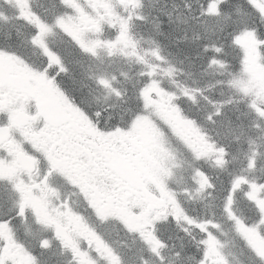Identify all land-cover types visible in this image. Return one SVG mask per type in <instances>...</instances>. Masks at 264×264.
Returning <instances> with one entry per match:
<instances>
[{"label": "snow or ice", "instance_id": "snow-or-ice-1", "mask_svg": "<svg viewBox=\"0 0 264 264\" xmlns=\"http://www.w3.org/2000/svg\"><path fill=\"white\" fill-rule=\"evenodd\" d=\"M0 264H264V0H0Z\"/></svg>", "mask_w": 264, "mask_h": 264}]
</instances>
